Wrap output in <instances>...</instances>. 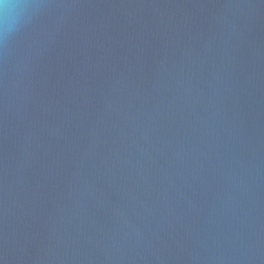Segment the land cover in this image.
<instances>
[{"label":"water","instance_id":"water-1","mask_svg":"<svg viewBox=\"0 0 264 264\" xmlns=\"http://www.w3.org/2000/svg\"><path fill=\"white\" fill-rule=\"evenodd\" d=\"M0 44V264H264V0H30Z\"/></svg>","mask_w":264,"mask_h":264},{"label":"clouds","instance_id":"clouds-1","mask_svg":"<svg viewBox=\"0 0 264 264\" xmlns=\"http://www.w3.org/2000/svg\"><path fill=\"white\" fill-rule=\"evenodd\" d=\"M30 7V0H0V44L17 30L22 14Z\"/></svg>","mask_w":264,"mask_h":264}]
</instances>
